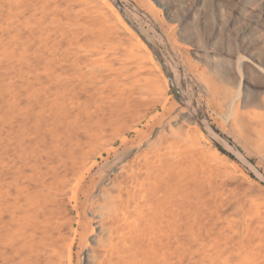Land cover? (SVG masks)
Masks as SVG:
<instances>
[{
    "label": "bare ground",
    "instance_id": "6f19581e",
    "mask_svg": "<svg viewBox=\"0 0 264 264\" xmlns=\"http://www.w3.org/2000/svg\"><path fill=\"white\" fill-rule=\"evenodd\" d=\"M214 2L218 31L246 21V33L264 18V0ZM141 41L105 0H0V51L21 71L39 117L55 127L73 116L91 124L84 138L40 133L6 164L0 264H77L76 246L78 258L86 248V264H264V215L243 201L247 178L208 157L193 114L163 96L167 80ZM238 58L244 72L207 54L192 74L264 151V58ZM115 133L134 151L100 187L95 157L119 152Z\"/></svg>",
    "mask_w": 264,
    "mask_h": 264
},
{
    "label": "rangeland",
    "instance_id": "374dc122",
    "mask_svg": "<svg viewBox=\"0 0 264 264\" xmlns=\"http://www.w3.org/2000/svg\"><path fill=\"white\" fill-rule=\"evenodd\" d=\"M105 1L121 21L139 36L147 60L156 63L162 77L167 80L168 89L163 96L170 103H176L193 114L191 126L202 139L208 157L217 166L227 167V170L231 169L229 171L247 178L248 184L241 189L243 201L250 211L264 215V151L258 149L236 125L230 111L222 113L212 105L191 69V64H194L195 68L204 70L207 66L204 56L209 54L227 57L240 72H244L239 55L249 57L255 52L264 58V18L261 23L251 25L246 33L241 34L239 28L244 27L246 21H239L233 28L229 23L232 10L226 9L229 22L219 24V32L216 30L214 15L217 6L214 0L212 8L206 12L200 11L198 0H166L167 8L158 0ZM240 82L236 78L230 79V84L239 88ZM160 113L159 110L152 115ZM71 118L57 127L52 125V121L40 118L35 101L24 94L21 71L10 70L4 53L0 51V212L5 206L4 197H8L9 186L6 183L9 179L4 175L6 164L17 163V152L23 148V144L36 141L40 133L51 130L79 138L88 136L91 124L87 119ZM135 134L129 133L130 138ZM113 144L112 148L119 149L117 154L112 153L108 158V152L103 151L104 156L95 157L98 165L91 175L102 179L100 187L109 182L134 151H130V144L124 142L123 136L116 138V133ZM16 191V186H13V197H16ZM88 217L92 218L90 214ZM78 249L76 246V263L86 264V248H82L79 258Z\"/></svg>",
    "mask_w": 264,
    "mask_h": 264
}]
</instances>
